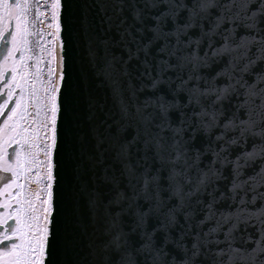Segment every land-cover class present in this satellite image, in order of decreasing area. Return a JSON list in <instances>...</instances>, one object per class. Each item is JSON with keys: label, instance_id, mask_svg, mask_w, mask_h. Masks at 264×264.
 I'll use <instances>...</instances> for the list:
<instances>
[{"label": "snow or ice", "instance_id": "snow-or-ice-1", "mask_svg": "<svg viewBox=\"0 0 264 264\" xmlns=\"http://www.w3.org/2000/svg\"><path fill=\"white\" fill-rule=\"evenodd\" d=\"M81 7L89 70L73 77L61 0H0V264H264V68L253 72L264 64V0ZM42 8L55 28L47 42L36 28L47 18ZM224 56L223 70L201 74ZM222 76L229 83L218 87ZM220 117L222 143L209 136L198 145ZM229 131L239 135L228 139ZM250 138L259 143L229 160V147ZM54 152H62L69 187L59 219ZM206 152L212 159L201 168ZM257 159L259 170L242 178ZM227 164L231 182L221 189Z\"/></svg>", "mask_w": 264, "mask_h": 264}, {"label": "water", "instance_id": "water-1", "mask_svg": "<svg viewBox=\"0 0 264 264\" xmlns=\"http://www.w3.org/2000/svg\"><path fill=\"white\" fill-rule=\"evenodd\" d=\"M85 2L93 3L94 0H61L62 8H61L60 39L64 41V44H65L64 54L67 57L68 72L73 77L77 76L82 71L89 70V66L87 64V59H86V55H85V43H84L83 36H82V29L80 27V19L82 18L83 11H84L83 8L81 7V5L84 4ZM93 11H95V10H93ZM214 16H215V13H213L211 18L214 19ZM193 31H195L197 33L199 32L198 29H195ZM215 39L219 40L220 37L216 36ZM204 47L206 49L207 45L205 44ZM201 54H203V53H201ZM59 55H61L60 49H59ZM228 59H229V57H227V56L217 58V62L213 63L211 68L202 69L201 74L207 75L209 77L215 76L217 72H220L221 70H223L226 67ZM240 67H242V64L240 65ZM261 68H264V64H261L258 62L257 65L255 66V68L253 69V72H259L261 70ZM187 71H188L187 69H184L185 79L187 78V76H186ZM235 75H240V73L235 72ZM243 76L245 79H247L249 81L254 80L253 74L244 73ZM177 83H179V81H177ZM191 83H196V82L193 81ZM226 83H229L227 76H222V77L217 78V86L218 87H222ZM199 84H200L201 88L206 86V85H204L203 81H200ZM189 86H191V84ZM180 95H182L184 97L182 103L186 104L187 103V95H188L187 92L182 91L180 93ZM212 99H214V97H210L208 99L202 98V103L205 105V107H207L211 103ZM236 101H237V98L235 96H233L231 104H229L228 101L224 102L225 105H227V108L225 110V117L231 115V110H232L233 106L235 105ZM109 102H111V101H109ZM187 110L191 111V106ZM196 110L199 111V108L197 107ZM177 115H178V113H177ZM225 117H220L221 126L219 128L212 129V132L209 135H204L203 133H201L200 137L197 141V144L199 145L201 143V141L207 142V140L209 139V136L212 139V141L214 142V147L217 144L222 143V142H216L215 136L219 135L220 132L224 131V129L222 127V123L224 122ZM173 118H175V117H173ZM168 135L170 136L171 133L169 132ZM233 135L238 136L239 134H238V132L233 133L231 131L226 133V136L228 139H231V137ZM62 139H63L62 123L60 121H58V144L61 143ZM253 142L259 143V138H255V139L250 138L246 145L243 144V142H241L240 144L230 146L228 159L229 160H235L236 156L241 154L245 149L248 151H251ZM211 159H212L211 152H206L205 155L202 156V158H201L200 167L206 168L208 163H209V160H211ZM53 161H54V164L56 165V167L54 168V175L56 176V180L53 184V203H54V213L53 214L56 215L59 219L60 216L63 215L65 210H66V201L68 198L69 187H68V179H67V175H66V165L62 159V152H54ZM241 162L243 163V161H241ZM159 166H160V163H159V161H157L156 167H159ZM170 167H171L170 165L165 163V165H164L165 175H167V170ZM181 167H182V163H181ZM218 167H219V165H218ZM259 167H260V160L257 159L255 162H253L251 164L250 167H245L243 169L245 176L242 178L246 179L248 175H252L255 171H258ZM192 171H193V174L195 175V169H193ZM222 171H223V175L225 177H227V180L221 179V180L217 181V183L221 189H224L226 186L230 185L232 165L231 164L224 165L222 168ZM261 191H264V189H261ZM200 198L208 199L206 193L203 196H201ZM228 203H230V202H221L218 206L224 208V207H227ZM200 218H202V214H201ZM181 222L183 223V221H181ZM193 223H195V221H193ZM204 231H207V227L204 228ZM191 239H192V237L189 236L188 240L190 241ZM189 246H190V244H189Z\"/></svg>", "mask_w": 264, "mask_h": 264}, {"label": "rangeland", "instance_id": "rangeland-1", "mask_svg": "<svg viewBox=\"0 0 264 264\" xmlns=\"http://www.w3.org/2000/svg\"><path fill=\"white\" fill-rule=\"evenodd\" d=\"M41 2L43 3V0H41ZM48 3L50 4L51 0H48ZM41 11L45 12L47 18L41 17L40 23L37 25V28L43 29L44 33H45V31H50V32L54 33V31H55L54 27L51 29L48 28V24L52 23V21L50 19L51 13H48V11L46 9H43V8L41 9ZM37 39H38V41H40V39H41L40 35L37 37ZM51 40H53V37L51 38ZM43 41H44V36H43ZM45 46L48 47L49 45L47 43H45ZM45 71H46V69H45Z\"/></svg>", "mask_w": 264, "mask_h": 264}, {"label": "trees", "instance_id": "trees-1", "mask_svg": "<svg viewBox=\"0 0 264 264\" xmlns=\"http://www.w3.org/2000/svg\"><path fill=\"white\" fill-rule=\"evenodd\" d=\"M43 9H46L48 11V13H51L49 8H43ZM36 28H37V26H36ZM36 28H33V31H36ZM47 33H50V31H45V35H44V41L45 42L50 41L52 38V36L47 35ZM38 36H39V34L31 37L32 47H33L35 54H37V55H38V46H37V42H38L37 37Z\"/></svg>", "mask_w": 264, "mask_h": 264}, {"label": "bare ground", "instance_id": "bare-ground-1", "mask_svg": "<svg viewBox=\"0 0 264 264\" xmlns=\"http://www.w3.org/2000/svg\"><path fill=\"white\" fill-rule=\"evenodd\" d=\"M59 43L58 42H56L55 43V50H56V55H57V57H59ZM38 51H39V49H38ZM38 54H39V52H38ZM34 186V185H33ZM36 189H34V191H35Z\"/></svg>", "mask_w": 264, "mask_h": 264}, {"label": "flooded vegetation", "instance_id": "flooded-vegetation-1", "mask_svg": "<svg viewBox=\"0 0 264 264\" xmlns=\"http://www.w3.org/2000/svg\"><path fill=\"white\" fill-rule=\"evenodd\" d=\"M0 122H2V118H0ZM10 151H11V149H10ZM30 188L34 191V186L33 185H30ZM0 230H2V229H0Z\"/></svg>", "mask_w": 264, "mask_h": 264}, {"label": "built area", "instance_id": "built-area-1", "mask_svg": "<svg viewBox=\"0 0 264 264\" xmlns=\"http://www.w3.org/2000/svg\"><path fill=\"white\" fill-rule=\"evenodd\" d=\"M30 185H34V188L37 189L38 185L33 181Z\"/></svg>", "mask_w": 264, "mask_h": 264}]
</instances>
